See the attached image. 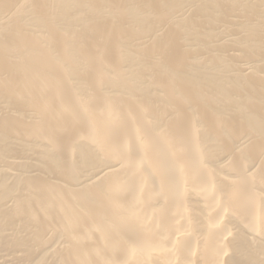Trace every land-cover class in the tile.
<instances>
[{"label":"bare ground","instance_id":"6f19581e","mask_svg":"<svg viewBox=\"0 0 264 264\" xmlns=\"http://www.w3.org/2000/svg\"><path fill=\"white\" fill-rule=\"evenodd\" d=\"M0 264H264V0H0Z\"/></svg>","mask_w":264,"mask_h":264}]
</instances>
